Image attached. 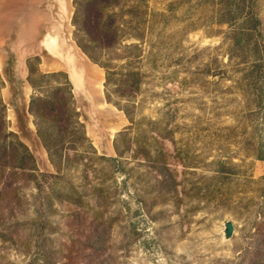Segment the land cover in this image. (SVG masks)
Here are the masks:
<instances>
[{
  "label": "rangeland",
  "instance_id": "374dc122",
  "mask_svg": "<svg viewBox=\"0 0 264 264\" xmlns=\"http://www.w3.org/2000/svg\"><path fill=\"white\" fill-rule=\"evenodd\" d=\"M53 26L87 136L47 111L59 166L31 99L2 95L1 61L30 52L31 96L67 99L37 42ZM0 98V264H264V0H0Z\"/></svg>",
  "mask_w": 264,
  "mask_h": 264
},
{
  "label": "trees",
  "instance_id": "16d2710c",
  "mask_svg": "<svg viewBox=\"0 0 264 264\" xmlns=\"http://www.w3.org/2000/svg\"><path fill=\"white\" fill-rule=\"evenodd\" d=\"M116 1V0H114ZM87 18H84V15L81 14L80 11H76L75 13V17H74V24L76 25H85L84 26V31H86V34L89 36V30L87 28V25L90 24V22H88L89 20H86ZM102 24V26H100ZM98 27L101 29V33L105 34L107 36H116L118 35V30H119V26L117 25V23H115V21H111V22H107V24L105 22H103L101 19L100 21H98ZM103 27V28H101ZM80 48L83 50V52L85 54H88V56L91 57V54L88 50L87 47L83 46L82 43L79 44ZM95 60V59H94ZM96 62H98L97 60H95ZM27 67H28V77L27 80L29 82V84L31 85V87L35 90L36 87V82L34 79V70L32 69V65H31V60L27 59ZM53 76H64L65 78V83L64 85L66 86V90H67V94L68 97L66 98H58L55 101H51L49 99H46L45 97L41 96V95H33L31 96V100H30V105H29V112L31 114H33L37 120V127H38V137L40 138V140L42 141V144L44 145V147L46 148V150L48 151L49 155H50V159L52 161V163H54L56 166L61 162H62V151L65 148V144L68 143L63 136H61L60 138H57V136L50 131V129L48 130L47 128H43V121H45V119L48 117V113L52 114L51 115V120L50 121H63L65 120V122L68 125H71L72 122H75L80 128H81V132L80 133V137H79V141L83 142V140H87V136L84 132V125L79 121L80 118V113L77 110L76 107V103H75V96H74V92H73V85L69 79V76L66 72H54L51 73ZM108 75L106 76V84L109 82V77H110V73H107ZM60 90L63 89L62 86H60L59 88ZM108 100H109V96H107ZM0 108L6 110V105L5 103L2 101V98H0ZM60 112V113H59ZM67 114V117L65 118L64 114ZM62 114V115H61ZM43 120L42 122H40V120ZM50 128V127H49ZM65 130L67 131L68 129L65 127H60L58 130ZM15 134V133H12ZM59 135V132L58 134ZM56 136V137H55ZM10 148L12 149V152L14 154H12V156L14 157V159H18V152L19 149H21V154L22 157L20 158L19 162H18V166L19 168H25L26 167V161L27 160H31L34 163V157L32 152L30 151L29 147L22 142L21 140H17L16 143H12L10 144ZM74 150L77 151L76 147H73ZM6 150V147H5ZM20 153V152H19ZM58 157L60 158V160L57 162L55 160V158ZM35 165H33V169H36V167H34Z\"/></svg>",
  "mask_w": 264,
  "mask_h": 264
},
{
  "label": "crops",
  "instance_id": "0c3cea01",
  "mask_svg": "<svg viewBox=\"0 0 264 264\" xmlns=\"http://www.w3.org/2000/svg\"><path fill=\"white\" fill-rule=\"evenodd\" d=\"M54 28L55 26H53L51 31H49L50 29H45V31L39 37L37 42L41 50L48 57H51L53 59H56L57 61L63 62V68L65 69L66 73L69 76V79L73 85V91L75 93L78 90L73 81L72 74L76 77L74 67L77 66V64L79 63L78 55L76 53L72 54L71 49H73V47L70 49L69 48L67 49L65 37H63L60 33L54 32ZM48 45L52 46V50L49 49ZM28 53L30 54V52ZM28 53L26 54L16 53L15 61L13 64L11 63L5 64L3 60L1 61V71H2L3 78L6 82V87H4V90L2 92V95L5 101H7V99L9 98V95H11L9 93V88L10 87L12 88V86L14 85H17V92L14 91L12 95L16 100L22 99L24 100L25 104L28 105L29 100L31 99L33 88L27 81L28 67H27V56L26 55ZM43 60L45 61V59ZM18 84H21V87ZM85 84H87V81ZM8 105L10 104L8 103ZM27 114L30 116L28 112Z\"/></svg>",
  "mask_w": 264,
  "mask_h": 264
},
{
  "label": "water",
  "instance_id": "95a60500",
  "mask_svg": "<svg viewBox=\"0 0 264 264\" xmlns=\"http://www.w3.org/2000/svg\"><path fill=\"white\" fill-rule=\"evenodd\" d=\"M234 224L231 221H226L225 222V229H224V234H225V239H229L232 237L234 233Z\"/></svg>",
  "mask_w": 264,
  "mask_h": 264
},
{
  "label": "bare ground",
  "instance_id": "6f19581e",
  "mask_svg": "<svg viewBox=\"0 0 264 264\" xmlns=\"http://www.w3.org/2000/svg\"><path fill=\"white\" fill-rule=\"evenodd\" d=\"M48 47H49V49H51V50H52V46H51V45H48Z\"/></svg>",
  "mask_w": 264,
  "mask_h": 264
}]
</instances>
